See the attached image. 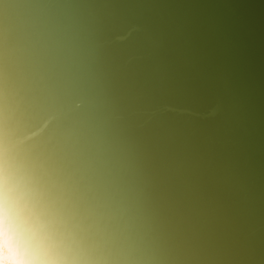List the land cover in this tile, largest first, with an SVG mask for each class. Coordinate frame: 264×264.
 <instances>
[{"label":"water","instance_id":"1","mask_svg":"<svg viewBox=\"0 0 264 264\" xmlns=\"http://www.w3.org/2000/svg\"><path fill=\"white\" fill-rule=\"evenodd\" d=\"M0 89L99 264H264V0H0Z\"/></svg>","mask_w":264,"mask_h":264},{"label":"bare ground","instance_id":"2","mask_svg":"<svg viewBox=\"0 0 264 264\" xmlns=\"http://www.w3.org/2000/svg\"><path fill=\"white\" fill-rule=\"evenodd\" d=\"M22 129L0 89V178L9 210L29 233L40 264H99L70 197Z\"/></svg>","mask_w":264,"mask_h":264},{"label":"clouds","instance_id":"3","mask_svg":"<svg viewBox=\"0 0 264 264\" xmlns=\"http://www.w3.org/2000/svg\"><path fill=\"white\" fill-rule=\"evenodd\" d=\"M0 264H40L30 235L14 210H9L0 178Z\"/></svg>","mask_w":264,"mask_h":264}]
</instances>
